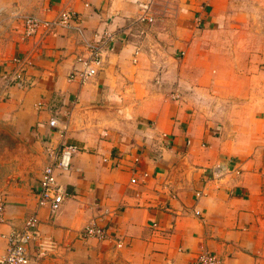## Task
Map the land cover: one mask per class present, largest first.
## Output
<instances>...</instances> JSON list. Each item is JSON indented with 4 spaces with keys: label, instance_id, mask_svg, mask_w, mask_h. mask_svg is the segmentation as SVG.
Segmentation results:
<instances>
[{
    "label": "crops",
    "instance_id": "1",
    "mask_svg": "<svg viewBox=\"0 0 264 264\" xmlns=\"http://www.w3.org/2000/svg\"><path fill=\"white\" fill-rule=\"evenodd\" d=\"M144 2L0 0V76L29 56L33 81L0 94V256L35 210L64 129L78 148L59 177L70 197L39 209L30 264H193L203 252L264 264V0H154L153 21L136 25ZM16 10H73L85 37L115 41L80 85L68 79L80 37L59 29L38 46ZM92 220L109 239L81 236Z\"/></svg>",
    "mask_w": 264,
    "mask_h": 264
},
{
    "label": "built area",
    "instance_id": "2",
    "mask_svg": "<svg viewBox=\"0 0 264 264\" xmlns=\"http://www.w3.org/2000/svg\"><path fill=\"white\" fill-rule=\"evenodd\" d=\"M153 2L154 0H145L142 4V14L134 21L136 25L151 23L153 21L151 15ZM88 6L86 4V7ZM13 13V16L21 22L23 39L35 40L38 42V46L45 42L47 38L56 36L59 29L72 32L80 37L84 51L76 57L78 67L76 66L68 76L69 81L78 82L80 85H84L97 74L102 63L103 54L107 49L112 47L115 41V34L109 31H98L90 38L85 37L82 16L73 10H62L52 19L20 14L17 10L13 11ZM196 20L198 21V26H200V18L197 17ZM138 52L139 49L135 51V56L138 55ZM30 59L29 56L13 59L17 67L12 73L0 76V82L3 84V86H0V94L5 93L7 89L13 86L21 90H27L33 85V81L28 80L27 76H25L26 67L31 66ZM178 97L179 95H175V98ZM49 125L52 128H59L58 121L54 118L50 120ZM60 136L62 141L59 150L51 154L50 163L43 169L35 210L27 218L22 228L12 229L9 233L3 235L6 243V252L0 256V264H30L28 246L32 242H38L41 236L38 219L39 209L47 207L51 212L56 213L70 197L66 187L60 182L59 177L62 173L69 171L73 155L78 148L64 142V129H61ZM135 162L138 163L139 159L136 158ZM115 166L117 167L118 164L115 163ZM133 172L131 183L136 184V170ZM5 213L6 200L4 195L0 194V225L5 223ZM108 229L100 225L97 220H92L84 227L81 236L85 239L106 241V239H109ZM116 246L122 248L124 244L118 241ZM193 264H223V262L216 254L203 252L197 256Z\"/></svg>",
    "mask_w": 264,
    "mask_h": 264
},
{
    "label": "rangeland",
    "instance_id": "3",
    "mask_svg": "<svg viewBox=\"0 0 264 264\" xmlns=\"http://www.w3.org/2000/svg\"><path fill=\"white\" fill-rule=\"evenodd\" d=\"M1 23H2V22H0V25H1ZM4 44H5V43H4ZM5 45H6V44H5ZM1 51H3V50H1ZM4 57H6V56L4 55Z\"/></svg>",
    "mask_w": 264,
    "mask_h": 264
}]
</instances>
